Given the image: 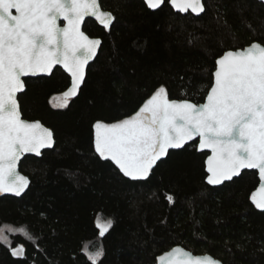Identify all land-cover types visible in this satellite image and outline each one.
Instances as JSON below:
<instances>
[{"label": "trees", "instance_id": "16d2710c", "mask_svg": "<svg viewBox=\"0 0 264 264\" xmlns=\"http://www.w3.org/2000/svg\"><path fill=\"white\" fill-rule=\"evenodd\" d=\"M203 3L205 11L196 17L175 12L168 0L154 11L143 0H100L115 20L109 29L85 22L84 31L102 42L68 107L50 102L70 84L60 68L24 80L18 95L22 116L49 127L55 144L20 162L30 179L22 196H0V226L24 227L34 238L10 234L11 246L22 244L25 256L13 257L0 243V264H92L85 245L89 251L103 247L97 264H156L176 245L223 264H264V211L250 199L259 182L255 171L211 186L207 153L194 141L169 150L147 179L132 180L94 149L97 120L112 123L134 114L161 86L169 99L198 104L224 51L254 41L264 45L261 2ZM98 216L113 221L103 237Z\"/></svg>", "mask_w": 264, "mask_h": 264}, {"label": "snow or ice", "instance_id": "6c2138e0", "mask_svg": "<svg viewBox=\"0 0 264 264\" xmlns=\"http://www.w3.org/2000/svg\"><path fill=\"white\" fill-rule=\"evenodd\" d=\"M181 13L200 15L203 0H169ZM149 9H160L165 0H145ZM15 13V14H14ZM85 17H94L105 29L115 17L104 11L99 0H0V194L20 196L29 179L17 171L25 153L39 154L54 144L53 132L40 121L22 119L17 93L25 89L22 77L50 73L61 65L71 77L70 87L53 106L68 107L85 80V67L96 55L99 39L81 31ZM64 23L61 27L60 21ZM249 27H251L249 25ZM210 85L202 86L203 103L190 99H169L165 87H159L132 115L93 124L94 149L100 158L114 162L123 176L147 179L157 161L169 149H180L199 138V150L208 149L207 183L219 185L239 176L243 169H255L259 186L250 199L264 211V45L252 42L235 50H226L215 60ZM173 203V196L166 197ZM99 236L113 225L111 218L96 219ZM7 233L34 238L24 228L0 226V243L11 255L25 256L24 246H11ZM85 254L97 264L103 247ZM160 264H221L210 255L194 256L181 247H173L158 257Z\"/></svg>", "mask_w": 264, "mask_h": 264}, {"label": "water", "instance_id": "95a60500", "mask_svg": "<svg viewBox=\"0 0 264 264\" xmlns=\"http://www.w3.org/2000/svg\"><path fill=\"white\" fill-rule=\"evenodd\" d=\"M257 1L261 2V3L264 5V0H257ZM143 2L145 3V0H143ZM99 3H100V0H99ZM100 5H101V4H100ZM145 5H146V3H145ZM168 5H169V6H170L175 12H178V13H180V14H182V15H185V14H188V13L192 14L190 10H189L188 13H181V12H179L177 9H175V8H173V7L171 6L169 0H168ZM146 6H147V5H146ZM101 8H102V7H101ZM147 8H148V7H147ZM102 10H104V11H108V10H105V9H103V8H102ZM150 10H152V9H150ZM156 10H157V9H156ZM153 11H154V10H153ZM14 14H15V13H14ZM201 14H203V13H201ZM201 14H200V15H201ZM192 15L197 17V15H195V14H192ZM200 15H198V16H200ZM87 20H93V21H95L99 26L103 27L102 25L99 24L98 21L95 20L94 17H85L84 21H83L82 24H81V31H83V32H84L89 38H92V39H99V40L101 41L100 38H98V37H91V36H89V35L84 31L83 27H84V24H85V22H86ZM58 22L60 23L61 27H63L64 23H66V22H63L62 19H61L60 21H58ZM112 24H113V23H112ZM111 26H112V25H111ZM111 26H110V27H111ZM103 28H104V27H103ZM108 29H109V28H108ZM101 42H102V41H101ZM250 44H251V43H250ZM250 44H249V45H250ZM100 46H101V44L97 47L96 55L93 57V59H91V60L88 62V64H87L86 67H85V77H86L87 69H88L89 65L95 60V58H96V56H97V54H98V52H99ZM246 46H248V45H246ZM246 46H244V47H246ZM242 48H243V47H242ZM56 68H60V69H61L65 74H67V76L69 77V79H70V84H69V86H68V88H69L70 85H71V77H70V75H69V74L63 69V67H62L61 65H57V66H55V67L52 69V71H51L50 73H39V74H37V75H35V76L22 77V79L25 80V79H27V78L47 77V76H50L51 73H52ZM214 70H215V69H214ZM213 72H214V71H213ZM24 83H25V82H24ZM83 83H84V82H83ZM83 83H82V85H83ZM82 85H81V87H82ZM81 87H80V88H81ZM68 88H67V89H68ZM24 90H25V89H24ZM24 90H23V91H24ZM23 91H22V92H23ZM78 91H79V90H78ZM22 92L17 93V100H18V95L21 94ZM70 98H71V97H70ZM203 102H204V100H203L202 102H200V103H203ZM18 103H19V100H18ZM193 103H194V102H193ZM198 104H199V103H198ZM19 106H20V103H19ZM20 111H21V110H20ZM21 116H22V113H21ZM22 119H24L23 116H22ZM24 120H27V119H24ZM27 121L32 122V121H39V120H27ZM40 122H41V121H40ZM41 123H42V122H41ZM42 124H43V123H42ZM43 125H44V124H43ZM44 126H45V125H44ZM45 127H47V126H45ZM47 128H49V127H47ZM49 129H50V128H49ZM50 130H51V129H50ZM51 131H52V130H51ZM194 141H197L196 147H197V150H198L199 152H206V153H207V156H208V155H211V151L208 150V149H205V150H199V138H198V137L195 138L193 141H189V142H187L184 146H186V145H188L189 143L194 142ZM54 144H55V139H54ZM54 144H53V146H54ZM53 146L50 147V148H42V149L40 150V153H39V154H36V153H25L23 156H21L20 160L18 161V164H17V171H18L21 175L26 176L25 174H23V173L20 171V162L22 161V159H23L25 156H29V155H31V156H35V157H40L41 154H42V152H43L44 150L52 149ZM184 146H183V147H184ZM183 147H182V148H183ZM169 150H172V149H169ZM169 150H168V151H169ZM207 156L205 157V160H204L205 171H206V167H207V166H206ZM244 171H255V172L257 173V177H258V180H259L258 170H255V169H243V170H241V173L244 172ZM241 173H240V175H241ZM206 174L208 175L207 171H206ZM240 175H239V176H240ZM239 176L233 177V179H234V178H237V177H239ZM26 177L29 179L28 176H26ZM233 179H232V180H233ZM206 181H207V176H206ZM225 182H229V181H224L223 183H225ZM223 183H222V184H223ZM259 183H260V181L258 182L257 187L259 186ZM222 184H219V185H211V186L218 187V186H221ZM29 185H30V179H29ZM209 185H210V184H209ZM28 187H29V186H28ZM28 187L25 189V191H24L20 196H22V195L26 192V190L28 189ZM257 187H256V188H257ZM0 196L20 197V196H16V195H14V194H12V193H4V194H0ZM177 246L183 248L185 251L191 252L194 256L210 255V254H208V253L195 254V253H193L191 250L186 249V248H184V247L181 246V245H176V246H173V247H177ZM173 247H172V248H173ZM172 248H170V249L164 251L163 253H161L160 255H158L157 258H156V264H160V261H159L158 257L161 256V255H163V254H165V253H167V252H169ZM210 256H211V255H210ZM211 257H213V256H211ZM213 258H214L215 260L220 261L221 264H223L222 261L219 260L218 258H215V257H213Z\"/></svg>", "mask_w": 264, "mask_h": 264}, {"label": "rangeland", "instance_id": "374dc122", "mask_svg": "<svg viewBox=\"0 0 264 264\" xmlns=\"http://www.w3.org/2000/svg\"><path fill=\"white\" fill-rule=\"evenodd\" d=\"M62 94H58V95H55V96H53L51 99H50V102H51V105L53 106L55 103H57L58 101H56V100H54L53 98L54 97H59V96H61ZM151 97V96H150ZM149 97V98H150ZM15 228V227H14ZM8 234V236L10 235V234H14V233H7Z\"/></svg>", "mask_w": 264, "mask_h": 264}]
</instances>
